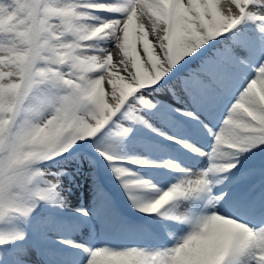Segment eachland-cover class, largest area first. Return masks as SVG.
<instances>
[{"label":"snow or ice","instance_id":"obj_1","mask_svg":"<svg viewBox=\"0 0 264 264\" xmlns=\"http://www.w3.org/2000/svg\"><path fill=\"white\" fill-rule=\"evenodd\" d=\"M0 264H264V0H0Z\"/></svg>","mask_w":264,"mask_h":264}]
</instances>
